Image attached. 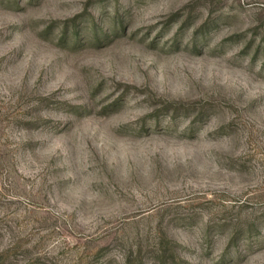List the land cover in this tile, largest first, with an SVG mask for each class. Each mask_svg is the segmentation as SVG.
Returning <instances> with one entry per match:
<instances>
[{
    "label": "rangeland",
    "instance_id": "1",
    "mask_svg": "<svg viewBox=\"0 0 264 264\" xmlns=\"http://www.w3.org/2000/svg\"><path fill=\"white\" fill-rule=\"evenodd\" d=\"M0 264H264V0H0Z\"/></svg>",
    "mask_w": 264,
    "mask_h": 264
}]
</instances>
